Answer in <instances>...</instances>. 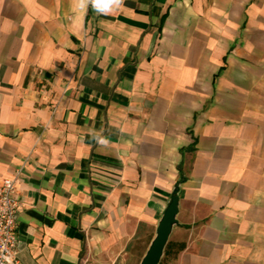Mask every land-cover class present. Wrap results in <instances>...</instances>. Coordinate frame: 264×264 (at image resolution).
Returning a JSON list of instances; mask_svg holds the SVG:
<instances>
[{
    "label": "crops",
    "instance_id": "obj_1",
    "mask_svg": "<svg viewBox=\"0 0 264 264\" xmlns=\"http://www.w3.org/2000/svg\"><path fill=\"white\" fill-rule=\"evenodd\" d=\"M16 170L20 264L141 260L173 196L158 264H264V0H0Z\"/></svg>",
    "mask_w": 264,
    "mask_h": 264
},
{
    "label": "built area",
    "instance_id": "obj_2",
    "mask_svg": "<svg viewBox=\"0 0 264 264\" xmlns=\"http://www.w3.org/2000/svg\"><path fill=\"white\" fill-rule=\"evenodd\" d=\"M19 170L0 179V264H20L16 254V226L19 215L17 184Z\"/></svg>",
    "mask_w": 264,
    "mask_h": 264
},
{
    "label": "water",
    "instance_id": "obj_3",
    "mask_svg": "<svg viewBox=\"0 0 264 264\" xmlns=\"http://www.w3.org/2000/svg\"><path fill=\"white\" fill-rule=\"evenodd\" d=\"M177 211V197L173 196L168 208L165 210L162 219L158 223L156 236L151 242L147 252L140 264H158L163 247L167 241L170 225L175 222L174 215Z\"/></svg>",
    "mask_w": 264,
    "mask_h": 264
},
{
    "label": "rangeland",
    "instance_id": "obj_4",
    "mask_svg": "<svg viewBox=\"0 0 264 264\" xmlns=\"http://www.w3.org/2000/svg\"><path fill=\"white\" fill-rule=\"evenodd\" d=\"M142 260V259H141ZM141 260H135L131 257V255H127V258H124L123 260H118L116 264H140Z\"/></svg>",
    "mask_w": 264,
    "mask_h": 264
},
{
    "label": "trees",
    "instance_id": "obj_5",
    "mask_svg": "<svg viewBox=\"0 0 264 264\" xmlns=\"http://www.w3.org/2000/svg\"><path fill=\"white\" fill-rule=\"evenodd\" d=\"M183 180V177L181 175V177L179 178V182ZM168 244H166L164 247H163V253L166 252V247H167ZM183 248V244L182 243H179L176 245V249L175 251L172 253V258L175 257L177 255V253Z\"/></svg>",
    "mask_w": 264,
    "mask_h": 264
},
{
    "label": "clouds",
    "instance_id": "obj_6",
    "mask_svg": "<svg viewBox=\"0 0 264 264\" xmlns=\"http://www.w3.org/2000/svg\"><path fill=\"white\" fill-rule=\"evenodd\" d=\"M95 4L102 8H108L111 0H94ZM122 2V0H121Z\"/></svg>",
    "mask_w": 264,
    "mask_h": 264
}]
</instances>
